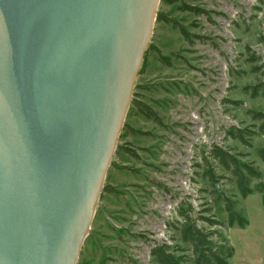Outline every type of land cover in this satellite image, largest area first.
<instances>
[{
	"label": "water",
	"instance_id": "obj_1",
	"mask_svg": "<svg viewBox=\"0 0 264 264\" xmlns=\"http://www.w3.org/2000/svg\"><path fill=\"white\" fill-rule=\"evenodd\" d=\"M162 0H0V264H76Z\"/></svg>",
	"mask_w": 264,
	"mask_h": 264
},
{
	"label": "rangeland",
	"instance_id": "obj_2",
	"mask_svg": "<svg viewBox=\"0 0 264 264\" xmlns=\"http://www.w3.org/2000/svg\"><path fill=\"white\" fill-rule=\"evenodd\" d=\"M184 4L209 13L184 10ZM160 14L183 25L189 38L173 23L156 19L153 24L76 264H150L156 243H170L173 250L178 235L169 224L184 197L196 211L209 206L226 221L204 169L215 167L225 175L218 189L240 197L231 173L213 157L209 164L204 160L215 144L258 167L264 180V161L257 153L264 148V134L250 113L264 112V86L256 97L250 89L264 83V0L161 1ZM159 53L169 64L158 60ZM256 67L261 70L256 72ZM133 101L150 106L161 123L145 117ZM233 125L256 132L249 144L226 136ZM240 201L248 224L220 227L235 249L231 261L264 264L262 195L253 193ZM206 202L210 204L204 206ZM199 225L208 226L203 221Z\"/></svg>",
	"mask_w": 264,
	"mask_h": 264
},
{
	"label": "trees",
	"instance_id": "obj_3",
	"mask_svg": "<svg viewBox=\"0 0 264 264\" xmlns=\"http://www.w3.org/2000/svg\"><path fill=\"white\" fill-rule=\"evenodd\" d=\"M169 4L178 2V0H162ZM184 10L194 12L196 14L209 13L206 9L197 5L184 4ZM157 20H162L173 25L183 32L189 38V33L186 28L173 19L165 17L163 14L158 15ZM157 50V49H156ZM158 60L169 64V58L161 53L158 55ZM260 67H256L258 72ZM264 83H258L250 87L253 97L260 95V88ZM133 106L139 110L145 117L161 123V118L158 113L148 106L143 101H133ZM252 119L259 122V132L264 134V112L251 111ZM256 134L248 128L231 126L226 130V136L232 139L239 140L244 144H249L251 136ZM127 152L134 156L138 154L130 149ZM258 156L264 161V148L257 151ZM210 157H213L234 178V184L238 192L235 196H228L217 187L219 180L225 175L217 173L215 167L210 165L204 169L203 176L210 184L214 186L215 197L213 200L223 204V208L227 213V220L222 221L212 214V207L206 206L196 211L194 204L189 200V197L181 199L176 210L177 218L170 222V227L174 229L178 235V243L172 246L167 242L156 243L150 251V264H233L231 259L234 256L235 249L227 241L222 233L221 226L239 225L245 227L248 224V219L245 216L241 207V198L248 197L253 193H260L264 203V180L262 179L261 171L258 167L250 162L242 161L236 154L231 153L229 149L215 144L209 150L208 155L204 156V160L209 164ZM257 180V182H255ZM108 192H116V189H106ZM210 202L204 203L209 205ZM199 221H203L208 226H200Z\"/></svg>",
	"mask_w": 264,
	"mask_h": 264
},
{
	"label": "bare ground",
	"instance_id": "obj_4",
	"mask_svg": "<svg viewBox=\"0 0 264 264\" xmlns=\"http://www.w3.org/2000/svg\"><path fill=\"white\" fill-rule=\"evenodd\" d=\"M151 34H152V31H151ZM149 43V42H148ZM145 51H146V49H145ZM145 51H144V54H145ZM144 57V56H143ZM137 77V76H136ZM135 80H136V78H135ZM135 80L133 81V86H134V83H135ZM129 107V106H128Z\"/></svg>",
	"mask_w": 264,
	"mask_h": 264
}]
</instances>
